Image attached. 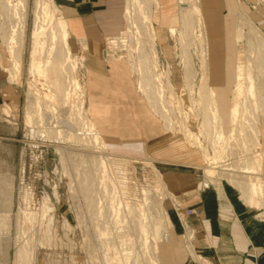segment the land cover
I'll use <instances>...</instances> for the list:
<instances>
[{"label": "rangeland", "instance_id": "rangeland-1", "mask_svg": "<svg viewBox=\"0 0 264 264\" xmlns=\"http://www.w3.org/2000/svg\"><path fill=\"white\" fill-rule=\"evenodd\" d=\"M3 1L0 0V36L5 34L10 40L13 37L12 31L23 29L20 67L11 61L8 47L3 43L11 63L10 70L14 72L12 80L20 87L23 104L18 116L21 131L17 158L14 157L11 163L0 162V264H157V253L167 234L166 215L161 206L163 196L146 184L140 185L134 180L124 179L127 172L125 165L111 158L107 148L102 150L87 136L90 125V132L95 136L98 134L87 113L82 87L84 67L81 57L69 50L71 60L64 65L67 77L79 84L76 94L81 95V108L69 83L64 84L63 95L61 93L59 97L46 75L39 76L30 72L32 53L35 52L34 62L43 70L45 60L50 58L47 53L49 32H53L52 22L55 17L61 18L58 9L51 1L58 12H52L49 25L40 33L36 31L34 38L36 0H26L25 28L17 26L13 29H10L13 21L2 9L5 6ZM7 1L8 7L17 4V0ZM176 24L178 28V20ZM247 29L242 26L241 37L238 36L241 67L243 73L247 75L250 72L252 78L257 79L258 90L264 96V72L257 73L254 66L259 58H264V38L261 47L249 49ZM135 38L134 30L128 29L125 21L124 32L111 44V49L115 48L130 65L135 58ZM53 40L58 47V36ZM196 40L189 48L193 70L198 74L193 81L194 91L201 77L200 61L195 55L198 43ZM1 41L3 42L2 37ZM164 42L170 51L171 68L179 73L175 81H172L170 67L157 47L158 73L163 74V99L167 111L171 110L168 119L173 123V130L170 131L180 135L190 146L201 152L205 149L210 157L216 155L217 164L214 165L212 160L207 161L205 172L209 176L215 175L218 169L230 168L238 173L236 175H243L245 187L248 184L259 185L252 176L258 165L257 158L252 156L253 143L236 146L239 140L230 143V140L225 139L219 149L218 142L213 137L208 138V134L200 127L202 122L197 112L199 105L196 102V92L191 96L192 103H188L189 93L175 56L176 41L166 33ZM9 43V47L14 46L13 41ZM165 53L168 56V50L165 49ZM205 58L207 59L206 56ZM166 70L170 72L168 81L164 78ZM133 73L139 84L140 75L136 71ZM34 98L38 107L33 110L31 102ZM189 106L192 113L188 112ZM255 110L254 121L258 122L262 114ZM28 112L35 119L33 124L27 123ZM184 124L191 133L188 138L184 136ZM40 131L46 132L44 137H39ZM222 131L225 134V126H222ZM196 142L200 144L197 145ZM101 163L109 178L98 185L102 174L98 164ZM214 166L218 169H212ZM247 166L251 168V174H240L242 167ZM87 176L94 184L89 198L80 189V181ZM116 204H120L123 213H120L121 221L113 223L112 213ZM124 205H127V210L122 209ZM140 210L146 219L141 220ZM17 250H21L25 257L18 259Z\"/></svg>", "mask_w": 264, "mask_h": 264}, {"label": "crops", "instance_id": "crops-1", "mask_svg": "<svg viewBox=\"0 0 264 264\" xmlns=\"http://www.w3.org/2000/svg\"><path fill=\"white\" fill-rule=\"evenodd\" d=\"M50 1L66 24L69 50L82 59L87 113L109 156L127 168L124 179L146 184L163 196L167 234L159 247L157 264H264L262 112V118H257L258 145H253L252 151L258 162L252 176L259 183L262 199L248 204L243 199V175L222 170L206 174L202 152L165 128L140 91L127 59L111 49L125 29L127 0ZM156 1L157 9L151 14L155 50H161L175 81L179 73L171 68L164 39L170 28L177 27L179 0ZM197 3L207 57L206 82L215 93L228 136L233 126L231 110L241 98L247 77L240 63L238 26H243L240 19L244 18L264 38V0ZM10 66L0 36L1 163L13 162L20 146L22 92L10 79Z\"/></svg>", "mask_w": 264, "mask_h": 264}, {"label": "bare ground", "instance_id": "bare-ground-1", "mask_svg": "<svg viewBox=\"0 0 264 264\" xmlns=\"http://www.w3.org/2000/svg\"><path fill=\"white\" fill-rule=\"evenodd\" d=\"M4 1H5V6H2L3 7L2 9L4 13L7 14L8 18L13 21V25L10 29L16 28L17 26L18 27L22 26V28H25L26 0H17V4L12 7L7 6L8 5L7 0H4ZM56 9L51 3V1L49 0H36L35 15H34V21H33L34 38H36L35 36L36 31L40 33L44 30L45 26L49 25V20L51 22L50 17H51L52 12H55V13L58 12ZM156 9H157L156 0H127L126 8H125V18H126L127 28L133 29L135 33V37H136L135 38L136 48L133 53L135 58L133 59L131 68L133 71H136L140 75L138 86H139L140 91L146 97L150 108L154 110V112L160 115V117L163 120L164 126L168 130H171L173 123L170 122L168 119L169 118L168 116L171 114V110L167 111L166 103L164 101L165 99H163L164 98L163 89H162L163 87H161V78L163 74H160L157 71L158 57H157V53L155 50L154 31L151 25V14ZM240 22H241L240 24L248 28L246 30V36L248 39V48L252 49L256 46L258 48L261 47V44L263 43V38L258 33V31L254 28V26L249 25L250 23L244 18H241ZM65 25L66 24H64L61 18L57 19L55 17V20L52 22L53 32H49L50 36H49V41H48L49 44H48L47 53L50 56V58L45 60V69L43 70L40 66L36 65V63L34 62L35 60L34 59L35 52H34L31 54V57H30V72L36 73L39 76L46 75L48 77L47 79H48L49 84L51 85V87L53 88V90L59 97L61 96V93L63 95L62 88L65 89L64 84L69 83V86L72 87V91L75 93V95L79 99L78 105L81 108L82 107L81 95L76 94L77 90L79 89L78 87L79 84H77L74 80H70L67 77L66 75L67 69L64 67V65H66L69 62V60H71L70 51H69V48L66 42L67 34H66ZM12 32H13L12 34L13 37L10 40L9 38H7L5 34H1V37H2L3 43L6 44L8 47V53L10 55L11 61L15 63L16 66H19L21 58H22L21 55H22L23 29L19 31L14 30ZM241 32L242 31L240 30V26H238V35L240 37H241ZM56 35L59 38L58 47L56 46V43H53L54 42L53 39L55 38ZM168 35L176 41L175 56L178 61L177 64L179 65L181 69V74H182L181 76L184 80L183 82L185 83V87L189 93L188 103L190 104L192 103L191 100L193 99H191L192 98L191 96L196 92L197 101L196 100L195 101L198 102V105H199V108H197L198 109L197 112L199 116L201 117L200 119L202 122L201 123L202 125L200 124V127L205 131V133L208 134V138L211 139L213 137L218 142L217 146H219L218 147L219 149L223 145V142L225 139L230 140V143H233L239 140L240 144L242 145H246L247 142H252L253 145L257 147L258 131L256 127L257 122L254 121L256 120V117H255L256 110L255 109H257L258 111H261L262 114L264 115V96L262 94V91L258 90L259 83L257 84V79H253L252 76L250 75V72H247V75H246L247 77H246L244 88L241 94V98L237 103L233 105L232 110H231L232 119H233L232 129L230 130L229 135L227 137L222 131L224 116L221 117V115L219 114L217 110V102L215 100V93L213 92L211 88H209L206 82V65L207 64H206V58H205L206 55H205V47H204L203 25H202V18L198 10L197 0H179L178 28H170L168 30ZM195 39L198 40L197 49L195 47L196 49L195 55L199 58V61H200L201 77L198 80L197 87L194 91L193 81L195 78V72L192 67L193 63H192V57H191L189 48ZM10 41H13L14 46H11V47L8 46V44H10L9 43ZM129 54L132 58V53L130 52ZM254 66H255L257 73L259 74L263 73L264 72V58L263 59L259 58V61L257 63H254ZM9 73H10V79L12 80L14 77V72L10 70ZM168 74L169 72L167 71L164 76V78L167 81L169 79ZM168 88L171 89L169 84H168ZM171 93H172V97H174L175 95L173 94V92ZM223 103L225 102L223 101ZM31 104L33 105V110L34 108L38 107V102L35 100V98L31 102ZM188 112H191L190 106H189ZM224 113H225V109H224ZM26 119H27L28 124H33L34 123L33 120H35L31 117V113L29 112L27 113ZM84 121H85V118H84ZM90 123L92 124V122ZM85 125H87V120H86ZM91 126L92 125H90V127L87 126L89 127L87 130L89 131L87 136L95 144L99 145L102 150H106L105 149L106 146L104 142H102L101 138L93 135L90 132L92 129ZM185 128H186V132L184 136L188 138V136H191V133H190V130H188V128L186 127V125H185ZM45 133H46L45 131H40L39 137H44ZM196 144L199 145L200 142H196ZM105 154L107 155V153ZM202 154L206 161L212 160L214 165L218 163V162L216 163L215 161L216 155L215 156L213 155V157H210L211 155L209 156L205 149L202 151ZM98 165H99L98 168L100 172L102 173L98 180V185H100L102 184V182H104L105 179H108L109 177L105 173L103 163L98 164ZM212 169H217V167L214 166ZM250 169L251 168L248 166L242 167V171H240V173L250 175L251 174ZM220 170L224 172H228V173L234 172V170L230 168L229 169L223 168ZM93 185L94 184L91 178H89V176H87L86 178L80 181V189H81L82 194L85 195V197H88V198L90 197L91 193L93 192ZM243 190H244L243 199L248 204H257L258 197H261L262 199L261 188L259 186L257 187V185L248 184L246 187L245 185H243ZM114 193L116 192L114 191ZM126 206L127 205H124L122 209L127 210ZM120 213H123L121 212L120 204H116L114 211L112 213L113 223L121 221ZM139 214H140L141 220L146 219L145 214L141 210L139 211ZM52 244H53V241H52ZM17 252L18 254L16 257H18V259L25 257L21 250H17ZM26 256L28 257V255Z\"/></svg>", "mask_w": 264, "mask_h": 264}, {"label": "built area", "instance_id": "built-area-1", "mask_svg": "<svg viewBox=\"0 0 264 264\" xmlns=\"http://www.w3.org/2000/svg\"><path fill=\"white\" fill-rule=\"evenodd\" d=\"M188 215H191L192 214V212L191 211H188V213H187Z\"/></svg>", "mask_w": 264, "mask_h": 264}]
</instances>
